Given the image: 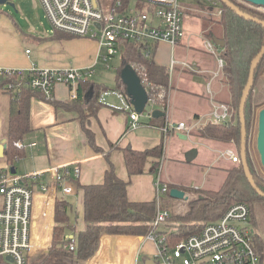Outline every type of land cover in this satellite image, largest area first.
Segmentation results:
<instances>
[{
    "label": "crops",
    "instance_id": "1",
    "mask_svg": "<svg viewBox=\"0 0 264 264\" xmlns=\"http://www.w3.org/2000/svg\"><path fill=\"white\" fill-rule=\"evenodd\" d=\"M206 2L205 5H200L199 9L180 2L185 11L184 37L177 45L172 47L165 42L150 45L151 47L155 45L153 49L149 48L151 52L154 51L151 59L164 67L169 77L166 107L155 108L164 112L165 116L160 118L140 116V126L135 130H128L129 115L133 107L129 100L119 95V92L127 93L118 88L120 78L117 79L114 88L106 86L109 90L102 93L101 105L95 110L94 115L83 122L75 109L65 106L71 104L73 100L72 89L65 84L56 86L51 100L41 96L32 98L30 103L32 131L21 141L26 156L21 162L23 170L19 172L16 168L17 174H33L67 164L78 166L80 174L78 177L74 173L71 174L74 181L71 183L69 181V185L73 188V193L69 195L58 193L55 188H51L47 193H42L37 188L33 209L31 263L52 247L58 196L71 204L66 224L67 236L78 241L79 233L86 229L81 187L103 183L110 166L121 180L129 182L127 196L131 202L156 200L153 169L159 160L155 157L148 158L144 173L130 176L122 149L131 147L134 150L145 151L162 145L164 154L159 162L161 167L158 174L170 190L177 188L186 194L185 187L195 189L196 185L201 186L197 182L200 179V174L196 175L197 170L207 176L221 158L222 160L227 158L224 152L228 147L221 149V146L226 145L204 138L198 132L209 123L207 119L211 117L215 105L230 106L232 115L228 123H236L237 120L230 89L223 74L225 63L221 67L218 62L221 57L223 58L224 47L218 45L216 41H224L223 32L217 18L208 14L210 7ZM186 12L200 15H186ZM65 34L61 31L54 33L48 30L39 31L31 27L26 31L22 30L20 35L12 27H1L0 68L25 71L32 67L91 69L93 72L91 80L102 84L94 81L95 69L99 64H103L100 60L102 51L98 41ZM207 41L215 44L214 53L206 49ZM24 42L27 46H24L26 45ZM28 50H31L29 54ZM172 58L180 61V64L170 69ZM0 90L5 93L4 89ZM9 100L8 96L6 110L0 109V136L8 115ZM169 121L185 122L188 129L164 135L160 128ZM86 129L91 133L90 137ZM229 148L236 150L234 146ZM238 154L240 156L239 152ZM226 160L231 161L228 158ZM184 173L187 175L184 176ZM192 179L197 182L193 187L190 184ZM166 196L169 197L168 202L190 203L189 200ZM256 235L258 234L255 233ZM148 242L145 236L104 234L101 236L98 251L93 256L74 260L72 264H147L146 262L151 261L153 257L148 255L150 253ZM152 244L151 252L154 250L156 252L157 246ZM153 263L157 264V261L154 260Z\"/></svg>",
    "mask_w": 264,
    "mask_h": 264
},
{
    "label": "built area",
    "instance_id": "2",
    "mask_svg": "<svg viewBox=\"0 0 264 264\" xmlns=\"http://www.w3.org/2000/svg\"><path fill=\"white\" fill-rule=\"evenodd\" d=\"M206 1L210 7L208 14L221 19L223 14L221 2ZM40 2L53 27V33L61 31L72 36L97 40L102 51L100 60L107 68L109 61L124 49V42L149 46L165 42L174 47L184 37V10L179 0H114L110 10H104L100 0H40ZM206 49L214 53L215 44L207 41ZM147 53L149 54L150 50ZM179 62L172 58L170 69L180 64ZM218 62L221 67L224 66L222 57ZM134 67L148 94V103L143 113H146V117L152 118L157 106L159 108L165 106L168 85L152 84L143 68ZM92 75L91 69L72 67L65 69L32 67L29 71L0 68V77H17V81L10 82L5 89L12 91L22 85H28L49 100L53 99L58 84L69 86L72 89L71 97L75 99L78 85L82 81L90 80ZM119 95L130 101L127 93L119 92ZM142 114L132 110L128 130H135L140 126ZM231 115L230 106L219 104L214 106L207 121L226 124ZM160 129L167 135L174 131H186L188 126L185 122L169 121ZM15 145L18 148L24 147L21 141ZM224 155L234 163L240 162V156L234 149L226 150ZM0 159L5 161V164L0 166V258L9 262L7 257H11L13 262H9L10 264H31L33 209L37 188L40 192L47 193L51 188L57 190L61 187L65 195L72 194L73 188L69 185L68 179H72V173L78 177L80 168L67 164L47 171L20 175L11 172L5 154ZM160 167L161 163L159 169ZM154 181L157 214L146 239L156 243L158 248L156 258L160 257L159 264H262L255 246V232L249 223L251 211L245 203L232 205L218 220L204 223L197 233L169 245L167 236L171 231H175L176 227H170L169 230L164 227L170 212L163 206V198L169 194L170 189L158 172L154 174ZM186 196L188 197L187 194ZM187 202H180L179 207L182 208ZM66 247L74 251V240Z\"/></svg>",
    "mask_w": 264,
    "mask_h": 264
},
{
    "label": "trees",
    "instance_id": "3",
    "mask_svg": "<svg viewBox=\"0 0 264 264\" xmlns=\"http://www.w3.org/2000/svg\"><path fill=\"white\" fill-rule=\"evenodd\" d=\"M231 1L242 11L264 20L263 13L243 5L237 0ZM222 7L223 14L221 19H217V22L222 29V39L225 42L222 54L225 61L223 74L230 89L232 106L235 109L237 120L236 123L226 124L209 122L198 132L204 138L227 145L233 144L240 153L241 123L238 117L239 106L243 90L248 82L251 63L264 46V27L259 23L240 17L223 4ZM65 35L70 36L69 34ZM150 47L144 44L124 42L121 72L125 68L135 71L134 68L136 67L134 66H137L143 68L152 84L167 85L169 77L166 69L157 65L151 59L154 51L151 52V50V53H149L151 55H147ZM154 47L155 45H152L151 48ZM120 79L118 88L127 91V85L122 80L121 73ZM14 81H17V77H0V88L4 89V92L10 98L8 115L3 130L4 139L8 144L5 157L9 166L17 168V162L26 156V151L24 147L18 148L15 143L23 141L32 131L30 120L31 100L37 96L47 98L28 85H22L12 91L5 89L10 82ZM108 90L106 86L93 82L91 79L82 81L76 91L77 97L72 100L71 104L65 106L75 109L79 114V119L82 122L86 121L87 118L95 114V110L101 105L100 97L102 93ZM263 107L264 57L255 70L254 86L245 105L247 161L258 188L264 192V174L258 171L250 146L253 121L258 109ZM86 133L90 137L89 130L86 129ZM122 151L130 176L144 173L148 158L155 157L160 162L164 154L162 145L145 151L134 150L131 147H126ZM159 162L154 166L153 174L158 172ZM68 180L70 183L74 181L71 178ZM128 185L129 182L121 180L114 168L110 166L106 171L103 183L81 187L84 196L86 229L79 233L77 242L74 240V251L66 247L73 240L67 236L66 229L71 204L68 200L58 196L55 206L52 247L46 254L39 256L31 264H72L74 260H82L93 256L98 251L101 236L104 234L148 235L157 213L156 202H131L127 196ZM57 191L61 193V187ZM262 200L264 198L259 196L250 185L242 163L234 164L230 169H226V178L218 191L209 192L207 196L191 200L189 203L190 210L185 216L171 217L179 225L176 226L175 231L168 234L167 241L169 245H174L188 235L197 233L202 226V222L219 219L229 207L236 203L247 204L252 215L253 204ZM255 246L262 261L264 259V238L261 235L255 236ZM0 264L10 263L0 258Z\"/></svg>",
    "mask_w": 264,
    "mask_h": 264
},
{
    "label": "rangeland",
    "instance_id": "4",
    "mask_svg": "<svg viewBox=\"0 0 264 264\" xmlns=\"http://www.w3.org/2000/svg\"><path fill=\"white\" fill-rule=\"evenodd\" d=\"M100 1L103 3L102 5H103L104 10H110L114 2V0H100ZM237 1L247 7H250L251 9L257 10L264 14L263 7L254 6L242 0H237ZM179 2H182L186 5H192L195 8L199 9L200 5H203V4L205 5L206 0H179ZM13 3H15V8L9 5H0V28L1 27L3 28L12 27L13 30L20 35L22 33V30L26 31L31 27L37 28L39 31L48 30L53 33V27L50 24V21L46 15L45 9L43 8L40 0H13ZM185 14L186 15H200L194 12H186ZM184 19H185V15H184ZM73 37L82 38V39H92L89 37H79V36H73ZM92 40H95V39H92ZM23 44H26V43L24 42ZM24 46H27V44ZM30 52L31 50H29V53ZM122 53L123 52H121L119 55H116L109 61L108 68H105L104 63L99 64V66L95 69V72H94L95 73L94 81L100 82L104 86H107L109 88H114L116 85L117 79L120 78L121 65H122V59H121ZM7 100H8V95L3 93L0 90V109L6 110ZM260 110L261 109H258L255 119L253 121L251 137H250V146H251V151H252L257 169L261 174H264V169L261 165L260 156L256 148V138H257V133H258V113ZM145 115L146 113L142 114L143 117ZM3 138L4 136L2 133L0 136V140ZM224 145L226 146H221V149L228 147L227 149L229 150L231 149L229 147L233 148L234 146L233 144L229 146H227V144H224ZM226 159L224 158L223 160L222 158L221 160L218 159L219 161L217 165L210 169L211 172L207 176L204 174L202 175L199 172V170L196 171L197 176L200 174V179L197 182H199L202 187L199 185L198 186L196 185L195 189H191L190 186H189L190 187L189 189L188 187L184 188L185 191H187L189 201L194 200L198 197L207 196L209 192L218 191L220 189L221 185L223 184L226 178V169H230L232 166H234V164H232L231 161H228ZM21 162L22 160L17 162V165H16L19 172L23 170ZM240 162H241V158H240ZM4 164H5V161L0 159V165H4ZM183 175L185 176L187 174L184 173ZM181 177L183 178V176ZM190 182H191L190 184L192 187L195 185V183H197L194 179H192ZM168 200H169L168 196H165L163 198V206L166 209H168L170 212V216L167 220V223H165L164 225V227H167L166 228L167 230H169L170 227H176L179 225L178 222H175L171 219L172 216L183 217L190 210L189 203L188 204L184 203L183 207L180 208L178 202L177 203L168 202ZM252 208H253V211H252V215L249 221L250 227L251 229L254 230L255 233H257L259 236L261 235L264 238V200L255 202ZM213 221H208V222H213ZM204 223H206V221L202 222L201 225H203ZM147 240H149L148 245H150L149 247L150 253L148 255L153 256L151 257V260L153 261L156 260L157 264H159L158 259L160 257L156 258L158 254V248L156 252L155 250L151 252L152 245H153L152 243H154L155 245L156 243L150 239H147Z\"/></svg>",
    "mask_w": 264,
    "mask_h": 264
},
{
    "label": "water",
    "instance_id": "5",
    "mask_svg": "<svg viewBox=\"0 0 264 264\" xmlns=\"http://www.w3.org/2000/svg\"><path fill=\"white\" fill-rule=\"evenodd\" d=\"M219 1L223 5H225L232 11H234L236 14H238L240 17L245 18L247 20H251L256 23H259L263 25L264 27V20H261L257 17H254L242 11L231 0H219ZM242 1L250 3L254 6L264 8V0H242ZM0 5H9L15 8V3H13V0H0ZM216 43L222 47L225 46L224 41H216ZM263 57H264V46L262 47L261 51L258 53V55L255 57V59L251 63L248 82L243 90V94H242V98H241V102L239 106L238 117L241 123V145H240L241 163L243 165L245 175L250 185L255 189V191L258 193L259 196L264 198V192L258 188L254 180V177L250 171L248 161H247V128H246V119H245V105L247 102V98L254 86L255 70L257 69ZM131 70L127 68L123 69L121 72V77H122V80L127 85V96L130 99L133 110L138 114H142L148 103V94L144 86L142 85L137 73L133 69ZM162 116H165L164 112H161L159 110H155L153 112L154 118H160ZM7 147H8V144L6 140L3 139L0 143V158L4 157L5 150L7 149ZM256 148L260 156L261 165L264 169V107L258 113V133H257V138H256ZM10 170L13 174L17 173V169L15 166H11ZM169 195L170 197L175 198V199L188 200V197L186 196L185 192L177 188L171 189ZM7 261L13 262V259L11 257H7ZM148 262H150L151 264H154L152 260L147 261L146 263L148 264Z\"/></svg>",
    "mask_w": 264,
    "mask_h": 264
}]
</instances>
